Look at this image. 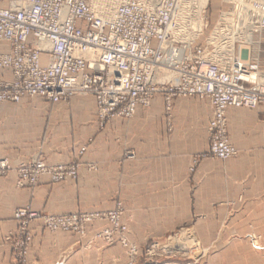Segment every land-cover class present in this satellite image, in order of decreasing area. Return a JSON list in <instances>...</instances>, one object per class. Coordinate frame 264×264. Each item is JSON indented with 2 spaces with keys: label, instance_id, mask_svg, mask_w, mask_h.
Returning a JSON list of instances; mask_svg holds the SVG:
<instances>
[{
  "label": "built area",
  "instance_id": "1",
  "mask_svg": "<svg viewBox=\"0 0 264 264\" xmlns=\"http://www.w3.org/2000/svg\"><path fill=\"white\" fill-rule=\"evenodd\" d=\"M2 1L8 6H0V41L8 50L0 52V68L9 69L12 80L0 82V103L92 95L103 124L114 116L131 118L158 93L167 104L175 96L207 98L212 116L202 155L220 160L238 154L227 137L226 109H264V70L242 59L253 35L264 29V0H225L229 6L219 12L204 44H199L208 27L203 0ZM8 168L1 161L0 175ZM17 173L22 186L43 173L76 175L77 167L50 168L37 158ZM35 216L26 209L15 215L24 243ZM43 221L54 231L69 229L77 218Z\"/></svg>",
  "mask_w": 264,
  "mask_h": 264
},
{
  "label": "crops",
  "instance_id": "2",
  "mask_svg": "<svg viewBox=\"0 0 264 264\" xmlns=\"http://www.w3.org/2000/svg\"><path fill=\"white\" fill-rule=\"evenodd\" d=\"M7 50V43L0 41V52ZM11 80V71L0 68V82ZM226 116L228 123L248 129L230 141L238 154L225 161L204 158L191 186L190 155L208 149L207 98L175 96L167 104L158 93L131 118L111 117L101 129L92 95H74L69 102L27 97L0 103V160L9 167L0 176V264L13 263L12 246L4 238L17 231L16 207L30 204L47 214L111 208L115 191L125 196L132 186L137 194L189 193L192 188L196 207L209 219L205 223L261 226L258 250L264 252V109L229 107ZM83 145L87 149L78 156ZM126 148L134 151L132 160L124 159ZM39 152L48 164L77 159L78 179L53 183L44 175L33 189L17 188L16 168ZM90 163L96 170L88 168ZM126 178L134 182L127 184ZM100 226L93 224L86 238L78 239L69 232H49L36 219L26 264H95L87 242Z\"/></svg>",
  "mask_w": 264,
  "mask_h": 264
},
{
  "label": "rangeland",
  "instance_id": "3",
  "mask_svg": "<svg viewBox=\"0 0 264 264\" xmlns=\"http://www.w3.org/2000/svg\"><path fill=\"white\" fill-rule=\"evenodd\" d=\"M207 2L208 27L200 38L199 44H204V38L216 22L219 12L229 6L225 0H209ZM248 46L249 54L247 51L242 52V59L254 63L252 67L256 66L264 70V29L253 35L251 44ZM46 59L47 55L43 54L41 63L44 64ZM65 102H69V100ZM225 117L229 141L235 142L247 133L248 129H243L241 124L228 123L226 112ZM98 119L99 129H101L104 124L101 123L99 115ZM208 125L207 143L209 147ZM81 147H85L82 153L80 152ZM81 147L77 153L78 156H81L87 149L86 145ZM206 151L190 155L188 174L191 186L195 183L193 176L200 162L204 158L217 159L211 156H203L202 154ZM123 157L126 160H132L135 157L134 151L126 148ZM37 158L50 168L59 165H76L77 174L64 173L61 177L54 178L51 173H43L35 181L25 182L20 186L17 169L22 164L30 163ZM1 161L5 160L1 159ZM87 165L89 169L96 170L97 168L91 163ZM79 168L80 163L77 159L48 164L44 160V154L39 152L16 168L15 186L33 189L44 175L48 176L53 183L77 180ZM126 182L132 184L134 180L133 178H126ZM113 196V207L90 211L80 210L62 214H47L34 210L30 204L16 207L13 210V219L17 222V231L9 233L4 238L12 246V264H26L29 245L33 237L31 224L36 219L40 220L49 232H69L76 235L78 239L86 238L89 228L93 224L101 222L102 226L94 230L87 242L90 245L89 248L94 251L95 264H264V252L258 250L262 246L261 237L258 234L261 231V226L205 223L209 219L196 207L197 194L192 188L189 193L137 194L132 186L125 196L119 190H116ZM186 204L189 207H185ZM21 209L36 214L28 222L30 239L26 243H24V237L21 233V221L15 217ZM49 216L67 218L76 216L77 222L71 225L69 229L61 228L51 231L43 221V217ZM87 217L90 219L87 220ZM108 249L110 250L107 255L105 252L101 253L102 250Z\"/></svg>",
  "mask_w": 264,
  "mask_h": 264
},
{
  "label": "bare ground",
  "instance_id": "4",
  "mask_svg": "<svg viewBox=\"0 0 264 264\" xmlns=\"http://www.w3.org/2000/svg\"><path fill=\"white\" fill-rule=\"evenodd\" d=\"M206 1H208V0H203V2H206Z\"/></svg>",
  "mask_w": 264,
  "mask_h": 264
}]
</instances>
